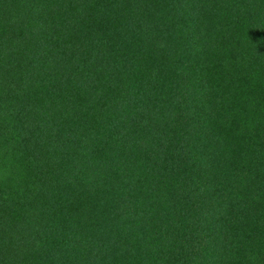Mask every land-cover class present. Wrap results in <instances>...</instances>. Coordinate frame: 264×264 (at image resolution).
Returning a JSON list of instances; mask_svg holds the SVG:
<instances>
[{
  "label": "trees",
  "instance_id": "obj_1",
  "mask_svg": "<svg viewBox=\"0 0 264 264\" xmlns=\"http://www.w3.org/2000/svg\"><path fill=\"white\" fill-rule=\"evenodd\" d=\"M0 264H264V0H0Z\"/></svg>",
  "mask_w": 264,
  "mask_h": 264
}]
</instances>
